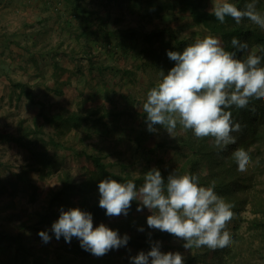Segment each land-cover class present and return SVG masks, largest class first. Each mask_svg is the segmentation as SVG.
Masks as SVG:
<instances>
[{
  "label": "crops",
  "instance_id": "obj_1",
  "mask_svg": "<svg viewBox=\"0 0 264 264\" xmlns=\"http://www.w3.org/2000/svg\"><path fill=\"white\" fill-rule=\"evenodd\" d=\"M212 6V0H0V111L9 123L0 131L15 135L19 121L30 124L23 139L29 146L0 140V264H24L21 254L33 264L27 257L37 250L26 242L41 238L43 205L53 241L55 204L69 202L72 191L71 165L87 173L90 183L80 192L87 195L119 170L187 174L191 152L181 150L182 130L172 137L156 125L150 132L138 104L161 79L160 48L207 36L191 11ZM257 8L264 13V0ZM72 116L77 124L68 121ZM96 157L105 166L101 178ZM54 173L61 181L51 183ZM99 217L107 216L98 213L93 223ZM61 240L78 249L73 239Z\"/></svg>",
  "mask_w": 264,
  "mask_h": 264
},
{
  "label": "clouds",
  "instance_id": "obj_2",
  "mask_svg": "<svg viewBox=\"0 0 264 264\" xmlns=\"http://www.w3.org/2000/svg\"><path fill=\"white\" fill-rule=\"evenodd\" d=\"M212 5L210 14L221 24L230 17L237 24L248 20L264 29V13L258 10L257 0H246L242 8L232 0H212ZM231 46L233 51L226 50L219 38L207 35L182 51H167L174 66L167 74L160 71L161 79L138 104L150 132H156L159 125L175 137L179 127L198 140L210 139L218 152L237 142L234 134L242 126L233 119L232 109H249L252 101L264 100V56L249 51L248 43L237 37L232 38ZM232 158L240 173L248 171L252 163L248 151L236 148ZM141 177L139 187L132 179L99 182V207L106 216H127L136 201L137 211L147 208L152 213L147 216L149 228L183 240L187 250H222L234 243L228 230L236 216L234 205L215 191L214 183L204 186L197 175L176 172L165 181L156 167ZM51 233L66 243L76 238L82 249L98 258L126 247L130 239L104 223L94 227L92 214L79 208H61ZM39 235L46 243L52 238L47 231ZM160 248V242H153L149 251L130 257L131 264H184L182 253Z\"/></svg>",
  "mask_w": 264,
  "mask_h": 264
},
{
  "label": "rangeland",
  "instance_id": "obj_3",
  "mask_svg": "<svg viewBox=\"0 0 264 264\" xmlns=\"http://www.w3.org/2000/svg\"><path fill=\"white\" fill-rule=\"evenodd\" d=\"M243 25L245 27H251L256 31L264 33V29H261L259 26L251 23L248 20H243ZM219 39L224 46V41H222L221 38ZM193 42L190 43L188 42V44H191ZM247 43L249 45V51L255 52L257 54L258 50L255 48V46L251 42H247ZM173 63H174L173 61H169L168 63H166L164 73H167V70L171 69ZM253 107L255 108V111L250 110ZM260 109L264 110V100L252 101V103L249 106V109H243V111L248 112V116H257ZM234 110L237 109L233 108L232 111ZM235 113L238 114L237 111H235ZM4 119H5L4 111H0V124H2V126H6V124H9V123H5L6 120ZM26 120L19 121L16 124V128L14 127V124L12 122V127H14L17 133L15 135L19 136L21 133L27 130V128L25 127H28L30 124L29 121ZM235 121L240 123V121L238 120ZM190 133L191 135L189 137L192 140L191 137L192 132ZM234 135L237 137V140H241V132L235 133ZM182 140L183 143L181 150L183 152H186V150H190V152H192V147L186 142L187 137L185 135V131H182ZM16 145L19 147L21 146L18 144ZM246 147H247V151L249 152L252 158V163L249 165L248 171L246 173H240L237 170L238 166L236 165L234 170L235 177L239 178V181L241 182L242 177L248 178V176H251L250 179H247L245 181L247 182V186H249L246 192H250L251 195L249 197L254 196L251 198L254 201V203L258 205L256 208H260L261 210H264V136L261 137L258 141L255 140L250 141ZM27 149H29V147ZM31 152H32L31 150L28 151L29 154H31ZM25 154L26 152L23 151L22 158H24ZM29 154H27V157H29ZM224 161L225 164L229 163V159L226 157L224 158ZM141 165H143V163H141ZM66 171H68V173L70 174L69 185L70 188L72 189L70 196L69 197L65 196L66 198L69 199V202L65 204L61 202H57V204H55L56 206L55 211H58L61 208L67 209V207L68 209L77 208L80 207L83 200L100 198L99 191H95V192L92 191V193H89L88 195H87L88 193L87 191L80 193L82 191V187H79L81 185L80 183L83 182V180H86L87 178L86 175L87 173L84 170H81V168L74 169L73 166L71 165L70 169L66 168ZM199 171H200L199 173H206L207 167L204 164H200ZM61 177L62 176L60 174H58L57 176V173H54L50 177L51 183H57L58 181H61ZM235 186L236 185H234L233 188ZM44 193L46 192L41 191L39 195H43ZM244 194L245 193H241V192L236 193L235 198L240 199L241 196H244ZM137 207H138L137 202L132 203L127 216L124 215H121L119 217L107 216V217H102V219L99 217L98 219L101 220L99 222L96 221L97 223L94 222V227L98 226L100 223H104L106 226L110 227L111 229L118 230L121 236L127 234L130 237V239L126 247L113 249L103 257L98 258L92 255L90 252L85 251L84 249H82L83 252H85L84 254H82L81 252L76 253V250L74 251V248L66 247V245L64 244L63 240H61V238L59 240L53 238V241L50 240L47 243L44 242L41 238H34V239L31 238L30 241L26 242V244L27 243L32 244L30 246L36 247L35 250H37V252H35L33 255H29L27 259L29 260V263H37V264H62L65 258H70L68 264H86L89 259L94 261V263L97 260H99L100 263L98 264H131L130 257L137 255L140 251H144V252L149 251L151 248V244L157 241L160 242L161 245L160 250L162 252L179 251L180 253H182L183 256L185 257L184 264H209L210 263L209 261H212V259L216 255V251L209 250L207 248H200V249L193 248L191 250H187L183 247L184 241L181 239H177L172 235H167L168 237L163 236L160 239H152V240H150L149 238L142 239V237H140L141 239L136 240L137 234L140 235L141 232H143L140 231L139 229L140 228L144 229L147 226V216L152 214L147 208H144L142 211H137ZM45 209L46 206L43 205L42 210L39 211L37 217V219L40 220L39 228L41 231H45V227L47 225L44 215ZM234 212L236 213L235 219L228 225V230L231 233L234 243L230 247L224 249L225 253L229 249L231 251L228 255L225 256L224 261H222L221 264H253L254 262L253 260L255 257H252V253L250 252L251 250H253L254 246L257 245L256 242H260L259 244L263 245L264 238L261 243V239H262L261 236L258 235V232L252 229L250 220L254 218L255 215H253L250 212L249 205L243 207V209L234 210ZM149 230H150L149 234H153L154 232L158 231L151 228H149ZM140 236H142V234ZM73 240L78 242L77 247H80L79 241L76 238H73ZM139 243L141 244L138 246L137 244ZM142 243L144 244L143 247H141ZM66 250H69L68 253L66 252ZM258 262L264 264L262 263L264 262L263 260L262 262L260 261Z\"/></svg>",
  "mask_w": 264,
  "mask_h": 264
},
{
  "label": "trees",
  "instance_id": "obj_4",
  "mask_svg": "<svg viewBox=\"0 0 264 264\" xmlns=\"http://www.w3.org/2000/svg\"><path fill=\"white\" fill-rule=\"evenodd\" d=\"M232 2L236 3L239 7H243L246 0H233ZM192 17L195 20V22L200 25L207 33L208 35L219 37L224 41V47L226 50L233 51L234 49L231 46V40L233 37H237L242 42H251L255 48L258 50V55L264 56V33L254 30L251 27H245L243 25V21H241L240 24H237L233 19L230 17H226L225 22L221 24L219 21L215 19L214 16L210 14V12L203 11L202 8L199 7H193L192 8ZM188 42H193L191 40H182L177 42L175 46H170V44L165 43L163 47H161V51L158 52V58L161 59L162 63L159 66V69H161L163 72H165V65L169 61H171L167 56V51H182L183 48L188 45ZM170 47V48H168ZM174 62V61H173ZM175 63V62H174ZM174 63L172 64V67L174 66ZM264 63V62H262ZM170 70V69H169ZM168 72V70H167ZM167 74V73H166ZM237 111L238 114L235 113ZM233 112V119L240 121V124L242 126L241 131V140H237V142L233 145H230L227 147L226 150L222 152H218L212 145V141L210 139H204V140H198L194 137L192 134V140L189 137L191 135V131H185V135L187 137V144H189L192 147V152L190 153V156L187 160V164L190 166L187 174H195L200 178L201 184L204 186L211 185L212 183L215 184V191L224 197L226 201L232 203L234 205V210H240L243 209V207L249 205L250 206V212L255 215L254 218L250 220V224L252 226V229L258 232V235L261 236V243L264 238V210H261L260 208H256L258 205L254 203L252 200L250 192H246L249 186H247V182H245L247 179H250L251 176L242 177L241 182L239 181V178L235 177V167L236 162L232 158V152L236 148H244L247 151V144L250 141H258L261 137L264 136V110H259L257 116H248V112L243 111V109H237L232 111ZM51 119V120H50ZM53 118H49L47 120L52 121ZM54 120V119H53ZM77 124L78 123V117L72 116L68 119V121H73ZM27 132H23V134L20 136L12 135L10 133H2L0 131V140L6 143H15L21 146H29L30 142L23 140L25 137H27ZM231 148V149H230ZM229 159V163L225 164L224 158ZM95 165L97 168L100 169V178L104 177L102 174L106 173L104 172L105 166L102 162H100L99 157H96L93 159ZM204 164L207 167L206 173H199V165ZM161 172V171H160ZM111 175H105L110 176L113 179H117L118 181L124 182L128 179L134 180V182L137 183V186L139 187L141 184V176H133L131 174H125L121 170L114 173L111 172ZM165 181L167 180V176L161 174ZM68 178V177H67ZM101 180L99 179V182ZM89 182L87 180H84L79 187H83L84 185H87ZM72 185V184H71ZM236 185L234 188L233 186ZM93 189L92 187H89ZM95 189V188H94ZM245 193L244 196H241L240 199L235 198L236 193ZM92 193V191L90 192ZM60 193H58L59 195ZM52 197V199H56L57 196ZM250 198V199H249ZM132 203H136V201H133ZM138 203V202H137ZM82 211L90 212L92 216H98V213L105 214V210L99 207V201L95 202L92 206L84 205L79 207ZM149 227L146 226L143 229V232H141L142 236L137 234L136 240L143 238H149L152 239H160L163 236L168 237L167 235H170L165 232L157 231L153 234H149ZM143 242V241H142ZM257 245L254 246L253 250H251L250 253H252V257L254 258L253 264H261L258 261L262 262L264 261V244L260 245V242H256ZM141 243L137 244L138 246ZM143 243L141 247H143ZM76 250V253L81 252L84 254L81 247ZM75 251V250H74ZM216 255L212 259V261H209V264H221L222 261H224V258L226 255L230 253V249L227 250L225 253V250L218 249L215 250ZM206 257V256H205ZM21 260L24 264H27L26 254H21ZM258 260V261H256ZM70 261V258H65L62 264H68ZM100 263L99 260H97L95 263L91 259L87 261L86 264H98ZM264 263V262H262ZM37 264V263H33Z\"/></svg>",
  "mask_w": 264,
  "mask_h": 264
}]
</instances>
